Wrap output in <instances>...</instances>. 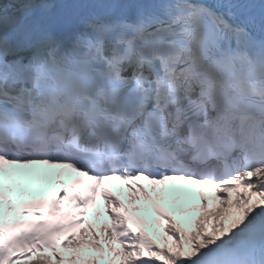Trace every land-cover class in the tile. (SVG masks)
<instances>
[{"label": "snow or ice", "instance_id": "snow-or-ice-1", "mask_svg": "<svg viewBox=\"0 0 264 264\" xmlns=\"http://www.w3.org/2000/svg\"><path fill=\"white\" fill-rule=\"evenodd\" d=\"M6 163L88 180L6 228ZM112 179L211 185L217 203L190 230L160 213L161 246ZM58 243L96 249L87 264H264V0H0V264H64Z\"/></svg>", "mask_w": 264, "mask_h": 264}]
</instances>
